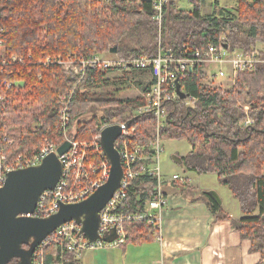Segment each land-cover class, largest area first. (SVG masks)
<instances>
[{"label": "trees", "instance_id": "1", "mask_svg": "<svg viewBox=\"0 0 264 264\" xmlns=\"http://www.w3.org/2000/svg\"><path fill=\"white\" fill-rule=\"evenodd\" d=\"M155 2L0 0V130L8 154L33 156L46 139L57 147L63 143L56 129L59 104L78 81V87L95 91L111 85L117 89L118 80L112 81L117 70L87 69L80 77L57 63L45 65L47 58L155 56L159 48L182 55L209 44L262 53L264 0H237L231 6L220 0H166L161 27L154 18ZM115 46L117 53H112ZM190 79L184 86L186 98L170 106L161 137L186 139L192 145L190 154L182 157L187 168L215 173L231 190L243 213L240 218H230L208 192L203 191L197 200L208 201L215 222L231 219L232 227L251 240V250L261 253L264 264V66L239 73L228 89L205 83L207 75L201 67L194 68ZM91 91H77L74 97L71 127L76 139L91 142L103 125L111 123H129L128 134L120 140L132 145L152 139L154 117L137 113L144 105L141 98L123 100L114 92ZM188 99H192L190 106L185 103ZM242 105L250 106L253 124L243 125L247 114ZM157 183L149 173L137 177L128 191L130 206L143 212ZM173 183L185 193L192 190L189 182ZM125 229V245L161 236L158 220L127 221ZM41 251L45 264L77 261L58 243ZM9 264H19V260Z\"/></svg>", "mask_w": 264, "mask_h": 264}, {"label": "built area", "instance_id": "2", "mask_svg": "<svg viewBox=\"0 0 264 264\" xmlns=\"http://www.w3.org/2000/svg\"><path fill=\"white\" fill-rule=\"evenodd\" d=\"M165 3L166 0H156L155 2L156 13L154 18L160 27ZM52 63L62 65L68 73L80 77L85 76L87 69L98 68L117 70L118 72H129L131 70L150 72L152 80L144 90L146 104L139 107L137 113H150L154 117L155 127L152 139L142 145H132L127 140H120L128 134V128H125L124 123L105 124L91 142L80 141L75 138V133L71 127L74 97L77 91L87 93L93 88L78 87L80 83L78 81L75 88L62 96L56 129L62 135L64 141L71 143L67 152L58 155L63 165V171L56 187L45 190L40 195L35 211L23 215L48 217L57 213L62 204L84 201L108 181L111 165L105 155L101 137L103 129L109 125L119 124L124 127L123 134L115 143L121 157L124 176L120 187L100 211L98 233L102 239L90 242L89 238L82 232V226L75 220L69 221L49 234L37 247L33 256L35 264H45L41 250L52 243L62 245L77 258L88 248L126 244L125 222L127 221L147 219L160 221V213L169 205V196L164 190L160 164V157L163 152L161 131L168 123L170 106L175 105L179 98L181 99L178 86L184 92V86L191 80L190 73L197 67H201L207 75L206 81L210 79L214 82L215 88L217 82L220 87H224L221 83L225 79L231 80L230 82L233 84L239 73L254 72L259 66H264V48L262 53L244 52L231 51L224 46L209 44L202 49L186 52L182 55L172 51H163L159 48L158 54L155 56L140 55L132 58H121L118 55L102 54L89 59L80 57L62 59L59 56L54 60L47 58L44 61L45 65ZM206 81L205 83H207ZM16 84H21V82ZM207 84L210 85V83ZM185 103L190 106L192 99L186 100ZM242 109L247 114L243 125L253 124L254 119L249 115L250 106L242 105ZM5 138L0 130V188L5 185L9 172L38 165L42 163L45 157L57 152L58 149L54 143L46 139L44 146L33 156L10 155L3 148V139ZM145 173L156 177L158 183L154 197L148 201L145 210L140 212L138 211L139 207L132 208L130 206L128 191L132 182ZM172 180L179 181L181 185L189 182L186 176H180V174L174 175ZM114 228H116V238L112 242L104 241L103 238L113 233Z\"/></svg>", "mask_w": 264, "mask_h": 264}, {"label": "water", "instance_id": "3", "mask_svg": "<svg viewBox=\"0 0 264 264\" xmlns=\"http://www.w3.org/2000/svg\"><path fill=\"white\" fill-rule=\"evenodd\" d=\"M225 48H228L227 44ZM111 52L117 53V46ZM178 87L180 97L185 98V93ZM123 128L115 124L102 131V146L111 165L108 181L84 201L62 204L57 213L48 217L23 214L33 213L40 195L56 187L63 171L58 155L67 152L71 143L64 141L57 152L49 154L38 165L9 172L5 185L0 188V264H9L13 259H18L19 264H35L33 256L37 247L54 230L72 220L82 226V232L90 242L102 239L98 233L100 211L120 187L124 176L121 157L115 146ZM125 128H129V123H125ZM208 193L220 203L214 191ZM115 238L116 228L103 240L112 242Z\"/></svg>", "mask_w": 264, "mask_h": 264}, {"label": "crops", "instance_id": "4", "mask_svg": "<svg viewBox=\"0 0 264 264\" xmlns=\"http://www.w3.org/2000/svg\"><path fill=\"white\" fill-rule=\"evenodd\" d=\"M140 73L147 77L148 85L152 74L148 71ZM179 161L183 163L182 158ZM161 170L164 190L169 196V205L159 215L161 236L141 244L109 246L114 249L119 247L122 251V259H119L122 260L121 264H263L261 253L251 250V240L243 238L232 227L231 219L215 222V215L209 208L208 201L197 200L203 191H214L224 213L230 218L242 217L237 198L233 195L237 201L228 202L223 198L220 188L223 189L224 185L220 181L211 182L215 186L218 184L217 188L208 183L199 187L193 185V181L186 176L192 190L185 193L173 183L172 178L178 173L169 175L162 167ZM110 257L109 252L108 260Z\"/></svg>", "mask_w": 264, "mask_h": 264}, {"label": "rangeland", "instance_id": "5", "mask_svg": "<svg viewBox=\"0 0 264 264\" xmlns=\"http://www.w3.org/2000/svg\"><path fill=\"white\" fill-rule=\"evenodd\" d=\"M220 1L223 5L225 4L229 6L235 5L237 3V0H220ZM116 76L123 77V79H115ZM112 78H113L112 81L118 80L116 90L114 86L111 85L108 88L96 89V91L94 89L91 92L102 93V94L114 92L115 93L114 96L123 100L135 99L139 97L143 100L144 105L146 104V101L144 100V88L147 86V83L149 81H147V77L144 74L136 70H131L129 72L119 71V73L116 74L115 76H112ZM148 78H149V74H148ZM210 81L211 80L208 79L206 82L210 83V86L212 88H215L214 82L213 81L210 82ZM230 81L229 79H225V81L221 83L222 85H224L223 87L224 89H228L229 87H231L232 82ZM216 88H220L218 82ZM162 146H163V152L160 157V164L163 170L169 175H172L173 173H178L183 176H188L190 180L193 181V185L199 187L203 186L205 183H208L210 186H215V184L212 185L211 182L220 181L217 178L218 175H216L215 173L214 174L200 173L197 170H191L187 168V166L185 165L186 163L184 162L180 163L179 158L188 156L190 154V151L192 150V145L186 139L166 138L163 139ZM185 171L188 173V175L187 173H185ZM215 187L217 188L218 184ZM223 187L224 188L223 189L220 188V190L225 201L227 200L226 202H228V200H235L231 190L225 185ZM118 248L119 247H115L114 249V248H110L109 246L88 248L82 252V255L80 256L81 258L77 257V259L79 258L80 259L76 261V264H110V263L121 264L122 260L119 259L121 258L120 255L122 251ZM109 252L111 257L108 260L107 255Z\"/></svg>", "mask_w": 264, "mask_h": 264}]
</instances>
